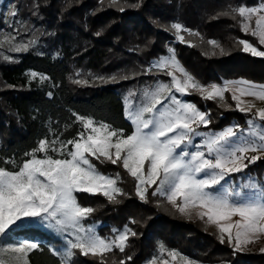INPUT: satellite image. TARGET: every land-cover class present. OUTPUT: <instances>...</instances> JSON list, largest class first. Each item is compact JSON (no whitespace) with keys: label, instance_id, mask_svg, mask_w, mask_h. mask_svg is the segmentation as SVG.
<instances>
[{"label":"trees","instance_id":"obj_1","mask_svg":"<svg viewBox=\"0 0 264 264\" xmlns=\"http://www.w3.org/2000/svg\"><path fill=\"white\" fill-rule=\"evenodd\" d=\"M4 1L15 6V18L23 21L30 31L26 34L36 43L11 61L0 59V161L12 158L19 163L39 140L52 139L54 133H62V140L72 139L82 130L76 115L123 128L130 134L133 129L125 119L121 91L147 82L145 73L151 62L167 55L165 44L172 36L164 29L156 30L154 24L158 22L186 21L187 27L199 34L200 45H168L175 50L180 64L201 84L240 79L264 84V58L242 51L238 41L249 36L221 14L227 11L226 0H119L123 12L110 6V0ZM210 40L217 41L220 47L211 46ZM32 72L37 73L35 79ZM41 76L46 79L41 80ZM113 76L115 80L110 79ZM74 80L88 83L77 84ZM190 98L209 112L216 129L231 121L243 122L250 115L219 110L213 100L198 95ZM93 163L106 175L115 177L120 173L117 186L123 194L117 196V202H109L100 194L77 193L82 206L95 210L85 225H98L97 233L102 237L113 236L112 229L122 230L125 225L137 233L129 236L124 252L114 249L107 253L105 264H143L160 243L201 264H250L264 260V254L234 251L200 222L181 216L164 198L150 194L155 186L149 188L147 202L141 200L134 178L120 165L96 160ZM247 172L261 176L264 158L248 165L243 173ZM51 241L58 244L57 240ZM40 246L42 251L29 254L30 264H60V258L52 254L47 244ZM75 264L101 262L99 257L78 255Z\"/></svg>","mask_w":264,"mask_h":264},{"label":"snow or ice","instance_id":"obj_2","mask_svg":"<svg viewBox=\"0 0 264 264\" xmlns=\"http://www.w3.org/2000/svg\"><path fill=\"white\" fill-rule=\"evenodd\" d=\"M110 6L124 11L119 0H110ZM221 14L230 15L242 32L251 34L259 45H264V0L254 6L230 7ZM17 15L15 6L8 9V16ZM171 28L181 43L194 46L180 34L187 31L192 35L191 30L184 29L180 23L172 24ZM5 39L11 44L14 38ZM35 43L32 39L12 46L11 50L26 52ZM208 43L220 47L215 40ZM238 43L243 45L244 52L264 57V51L249 41ZM220 51L222 54L223 48ZM168 52L149 71L156 68L164 72L171 78L170 83L158 81L155 86L146 87L136 105L129 99L136 95L134 92L125 97L126 119L133 126L130 134L123 128L76 115L82 130L72 139L62 140V133H54L52 139L39 140L37 147L26 152L27 158L19 163L12 158L0 161L4 165L0 166V238L23 227L27 221L47 222L49 228L61 235L67 234L63 251L50 249L60 257V264H75L78 255L99 257L101 264H105L107 253L114 249L124 252L129 236L137 235L128 225L122 231L112 229L113 237H102L93 226L84 223L95 210L82 206L77 193L100 194L109 202H117V196L123 194L117 186L120 173L115 177L106 175L93 160L120 165L134 178L136 194L141 200L147 202L149 188L155 186L150 194L164 197L179 213L191 218L192 211L196 210L201 220L207 217V223L218 228L221 243L225 242L226 234L227 242L240 250L242 245L264 235V183L249 177L237 190L226 179L260 159L259 155L249 157L247 153L264 152V108L256 109L247 120V129L233 125L220 132H201L198 131L201 125L206 128L211 123L209 113L178 99L175 94L183 96L195 91L206 100H224L225 93L231 92L236 109L247 114L252 113L255 105L243 98L264 102V84L240 79L224 81L222 85H204L180 64L174 49L169 48ZM30 75L33 79L37 77L35 72ZM73 82L88 83L87 80ZM195 137H201V142L194 143ZM233 217L239 219L233 221ZM35 250L42 251L39 242L25 240L2 245L0 264H30L29 254ZM158 252L159 257L167 252L171 261L178 264H198L175 250L166 249L163 243L159 244ZM159 257H152L147 264H158V260L159 264H170L168 259Z\"/></svg>","mask_w":264,"mask_h":264},{"label":"rangeland","instance_id":"obj_3","mask_svg":"<svg viewBox=\"0 0 264 264\" xmlns=\"http://www.w3.org/2000/svg\"><path fill=\"white\" fill-rule=\"evenodd\" d=\"M260 2H261V0H226L225 1L227 11L230 9V7H236L239 5L254 6V5H258ZM9 8H10V6L7 3H5L4 0H0V17H1V22H2V26H0V59L5 60V61L13 60L16 57V55L19 53V52L12 51L11 50L12 46L19 44V43H28V41L30 40L29 39L30 37L26 34V33H29L30 31L27 27L24 26L23 21H20L18 17L15 18V17L8 16V9ZM223 16H225V15H223ZM225 17H229L237 25L238 29L241 31L239 24L235 20H233L230 15L225 16ZM237 19H239V17ZM175 23H180L184 29L191 30V28L187 27L188 24L186 21L184 22L185 24H183L181 22H175ZM172 24H174V23L172 22L170 24H166V23H159L158 22V23L154 24V27L156 30L157 29H164L167 32H169V34L172 36V40L167 41L165 44V47L167 48V55H169L168 49L171 48L168 45V43L180 42L177 39L175 30L171 28ZM191 32L193 33L192 35H190L187 31H182L180 34L183 35L184 38L189 36V38H185V41H190L192 45L195 43H196V45H200L199 44V37H200L199 34L196 35L197 32L192 31V30H191ZM242 33L244 35L249 36L248 37L249 39H246L247 41L252 43L254 46L258 47L259 50L264 51V45H259L257 38L253 37L251 34H245L244 32H242ZM6 37L14 38V39H11V44H9L6 41V39H5ZM33 45H35V44H33ZM33 45H31V46H33ZM240 45H241L240 47L243 51V45L242 44H240ZM211 46H213V45H211ZM245 53H247V52H245ZM247 54L251 55V53H247ZM167 55H165V56H167ZM254 57H258V56H254ZM258 58H264V57H258ZM156 61H152L150 66L146 70L145 75L147 74V76H148V78L146 79L147 82H142V83H140V85H136V84L130 85L128 87H125L121 91L122 92L121 98H122L123 107H124V115H125V97H128V94L130 91L134 92L136 94L132 97H129V99L132 101L133 105H136L137 103H139L140 94L143 92V90L146 87L155 86L158 81L170 83L171 78L168 77L167 75H165L164 72L159 71L156 68H151V70L149 71L151 65H153ZM187 72L189 73L188 70H187ZM177 75H179V73H177ZM210 84H216V83L212 82V83H209L207 85H210ZM218 85H222V84H218ZM175 94H176L178 99H181L185 102L193 103L201 111L209 113L207 110H202L196 102L191 100L190 96H192V95H198L199 97L202 98V96L199 93L193 91L191 94L183 95V96H181L179 93H175ZM231 95H232L231 92H226L224 100H220L219 98H217V99L213 100V102H215V105L217 106V108L219 110L222 109V110L236 111V112L242 113L236 109L235 101H233L231 99ZM202 99H204V98H202ZM243 99L246 100L247 102L255 105V107L252 109V113H247L250 115L248 117H244L242 119L243 122H241V119H240V122L231 121L230 124L224 126L223 128L216 129L215 121L210 120L211 123L206 128L203 125H201L199 127L198 131H201V132H220V131H222V130L230 127V126H233V125H238L242 129H247V127H248V125L246 123L247 120L251 118L252 114L255 113L256 109L264 108V102H262L260 100H256L252 97H244ZM209 118H210V115H209ZM125 119H126V115H125ZM126 120L131 124V122L128 119H126ZM236 122H238V123H236ZM131 126H132V124H131ZM132 129H133V126H132ZM201 139H202L201 137H195L194 143H200ZM246 155L249 157L253 156V155H259L260 159L264 158V152H260V153L249 152ZM244 163H248V161L245 160ZM248 165H251V164H248ZM259 176H260V174H258V173L240 172V173H232L226 179L228 180L230 185H232L237 190H239V186L241 184L247 183L249 180V177H251L256 182L264 183V173L261 174L260 177ZM245 191H247V190H245ZM162 198H164V197H162ZM167 204L170 205L169 203H167ZM170 207L173 208L172 205H170ZM173 209H175V208H173ZM179 214L181 216L185 217L186 219L196 220V221L200 222L202 225L205 226V228L207 229L208 232L214 234L219 239L220 233H219L216 225L207 223V217H205L203 220H201L196 215V210L192 211L191 218H189V216H187V215H184L181 213H179ZM237 219H239V218L233 217V221H235ZM89 225H86V226H89ZM91 226H93L95 231L97 232L98 225L92 224ZM66 236H67V234L61 235L54 228H49L47 226V222L39 223V222L27 221V222H25V225L23 227L14 229L8 236L0 238V246L6 245L8 243H18V242L27 240L29 242H39V244H44V245L47 244L49 249H58L60 251H63V248L66 246ZM113 236H111V237H113ZM52 239L57 240L58 244L54 245L53 241H51ZM49 241H50V243H49ZM225 242L234 251H237L240 253L264 254V251H261V249L264 248V235H261L259 237V239L255 240L253 243H249L247 245H242L240 250L235 249L233 245H231L227 242L226 234H225ZM154 256L159 257L158 248H157L156 252L150 258H148L143 264H147V262ZM57 257H59V256H57ZM159 259H168L170 261V264H178V262H172L171 261V258L168 257L167 252H165L162 257H159ZM158 264H159V260H158ZM198 264H201V263L198 262ZM250 264H264V260H258L257 259L255 261V263L252 262Z\"/></svg>","mask_w":264,"mask_h":264}]
</instances>
